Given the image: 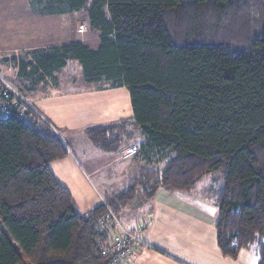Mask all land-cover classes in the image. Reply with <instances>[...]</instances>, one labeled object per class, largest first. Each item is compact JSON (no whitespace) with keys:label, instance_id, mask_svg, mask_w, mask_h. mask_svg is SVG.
Listing matches in <instances>:
<instances>
[{"label":"trees","instance_id":"trees-1","mask_svg":"<svg viewBox=\"0 0 264 264\" xmlns=\"http://www.w3.org/2000/svg\"><path fill=\"white\" fill-rule=\"evenodd\" d=\"M256 9L258 29L246 23L249 0H46L43 14L85 15L94 39L7 60L14 85L24 95L55 88L77 63L84 84L126 89L147 166L81 214L50 170L70 152L54 125L0 117V264H107L96 228L109 209L119 217L160 190L190 194L208 176L222 255L250 251L264 264V5ZM123 126L86 134L115 152Z\"/></svg>","mask_w":264,"mask_h":264},{"label":"crops","instance_id":"crops-1","mask_svg":"<svg viewBox=\"0 0 264 264\" xmlns=\"http://www.w3.org/2000/svg\"><path fill=\"white\" fill-rule=\"evenodd\" d=\"M29 11L33 17L40 19V25L34 29L21 30L23 41L19 48L11 52L0 49V62L12 75H15L16 70L7 61L10 59L5 58L9 54L19 53L22 56L18 57H24L32 51L70 42L88 43L94 39L92 32L89 37L91 40L82 39L81 36L85 34H81L84 32L80 31V27L89 29V24L88 19H78L80 14L47 15L41 10ZM72 65L75 66L74 63ZM64 71L59 77L64 75ZM69 81L68 84L59 82L55 88L39 87L26 96L61 131L62 136H59L70 152L67 158L50 164V170L56 180L69 191L77 210L81 214H87L104 202L91 179V176L101 174L102 165L98 161L120 163L125 168V175H130L132 179L147 163L140 155L129 153V149L140 148L144 138L131 125L133 111L126 89L86 85L82 78L75 81L71 78ZM62 85H72L75 88L60 90ZM123 123L130 127L126 131L130 132V143L123 140L118 150L106 153L115 157L106 158L103 156L105 151L92 143L86 130ZM109 169L110 176L113 177L116 167ZM118 183L112 179L107 182V187H118ZM211 187L210 192L200 196H193V192L184 194L160 190L153 200L138 199L121 210L119 216H123V226L127 230H140L138 234L146 244L139 249L137 260H130L125 264H260V257L250 251H242L237 259L222 255L216 232V193L212 185ZM117 189L119 188L108 189V192L113 193ZM131 211L133 217L129 215Z\"/></svg>","mask_w":264,"mask_h":264},{"label":"rangeland","instance_id":"rangeland-1","mask_svg":"<svg viewBox=\"0 0 264 264\" xmlns=\"http://www.w3.org/2000/svg\"><path fill=\"white\" fill-rule=\"evenodd\" d=\"M249 2L252 8V12L250 13V15H246L245 19L248 20L246 23L250 26L253 25L254 28L256 27V29H258L257 23L253 22V19H256L259 16V14L256 12L257 10L256 7L263 6L264 0H249ZM45 3H46V0H0V49H6L8 52H11V51H14L15 48L17 47L19 48V46L21 45V41H23V36H21L20 34L21 30L25 31L28 29H34L38 25H40L39 24L40 19L33 17L29 10H32V11L42 10ZM241 17H242V14H240V18ZM83 18L85 20L87 19V17L83 14H80L78 17V19L81 21ZM84 24H87V23H84ZM90 33H91V30L87 29L84 33H81L85 35L84 36L80 35V36L82 37V39L91 40L92 38L91 39L89 38ZM18 56H22V54H19V53L9 54L5 56V58L11 60L13 58H17ZM0 58H2L1 55H0ZM74 65L76 67L71 64L67 68V70L64 71L65 72L63 73L64 75L59 77V78H63V80L65 81V82L63 80L60 81L61 84L70 83L69 79L71 80V78L72 79L76 78L77 80H80L82 78L81 67L77 63H74ZM0 76L12 88L20 92L19 89L14 85L15 77L13 76L15 75L14 74L12 75L9 69L4 67V65L1 62H0ZM67 87H72V89L75 88L72 85L71 86L62 85L59 89L64 90ZM24 96L28 98L26 95ZM122 130L124 131L130 130V127L123 126ZM124 131H121L120 136H122V138L126 140L127 143H130L129 136H128L130 132L128 131V133L127 132L125 133ZM57 132L60 136H62L61 131L59 132L58 130ZM114 133L119 135L120 130L118 131L115 130ZM106 153H109V152L105 151V154L103 156H106V158L115 157V156L111 157L110 155H107ZM98 162L102 165L101 174L99 176H91V179L93 180L96 187L100 191L103 199L112 196L113 193H119L123 191L124 189H126V187L128 186L131 180V176L128 174L125 175V168L123 167V165L121 166L120 163H116V162L109 161V160L108 161L105 160L103 162L98 161ZM110 165H112V167L113 166L116 167V170H117L114 174H112L113 177L110 176L111 171L109 168H112ZM162 167H163V164H160L159 166L157 165L151 166V168L153 169L154 168L162 169ZM112 179H115L116 181L119 182L117 184L118 187H107V182ZM212 183H213V177L212 176L206 177L203 180V182H201L198 185L197 189L193 192L194 194L193 196H200V195L206 194L207 192H210L209 189L212 190L211 189ZM114 188H119V189H117V191L113 193L108 192V189H114ZM129 215L133 217V212L131 211ZM119 218L121 222L123 223L122 221L123 216L120 215ZM137 229H139V226ZM130 231L138 233L140 230H130Z\"/></svg>","mask_w":264,"mask_h":264},{"label":"built area","instance_id":"built-area-1","mask_svg":"<svg viewBox=\"0 0 264 264\" xmlns=\"http://www.w3.org/2000/svg\"><path fill=\"white\" fill-rule=\"evenodd\" d=\"M87 29L80 27L81 32ZM16 111L25 122H33L34 116L44 120L35 104L22 93L12 88L0 76V117L6 118ZM137 148L129 149V153L136 154ZM96 242L99 244L101 256L107 264H125L130 260H137L139 249L146 245L140 235L127 230L120 218L108 210L106 217L101 219L96 228Z\"/></svg>","mask_w":264,"mask_h":264}]
</instances>
